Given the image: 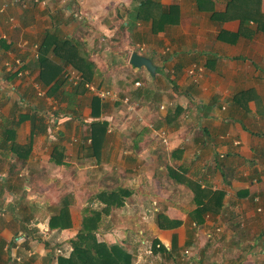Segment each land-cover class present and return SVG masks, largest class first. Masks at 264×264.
Listing matches in <instances>:
<instances>
[{
    "label": "crops",
    "instance_id": "0c3cea01",
    "mask_svg": "<svg viewBox=\"0 0 264 264\" xmlns=\"http://www.w3.org/2000/svg\"><path fill=\"white\" fill-rule=\"evenodd\" d=\"M229 1L0 0V264H57L92 211L125 250L140 217L157 264H264V0Z\"/></svg>",
    "mask_w": 264,
    "mask_h": 264
},
{
    "label": "trees",
    "instance_id": "16d2710c",
    "mask_svg": "<svg viewBox=\"0 0 264 264\" xmlns=\"http://www.w3.org/2000/svg\"><path fill=\"white\" fill-rule=\"evenodd\" d=\"M228 5L238 6L241 4L239 3V0H230ZM65 61L71 64L75 69L80 70L79 72L83 71L76 65L74 58L68 57V59H65ZM85 76L86 75L83 72V74H81V86L89 81V79ZM32 121V130L34 132L36 128H38L39 132L45 129L44 124L41 127L34 125V117L32 118ZM9 138L7 137V140ZM130 194V191L127 190V192L120 191L106 195V199L103 200L105 206L102 209V212L107 213L112 207H122L124 205V198L126 195L129 197ZM208 210H210L208 206H203L201 209L202 212H206ZM62 213L50 219V228H63L66 226H64L66 216L64 213ZM100 222L101 213L98 211H92L89 215L85 216L83 219L82 230L77 234L75 239L70 241L72 247L71 253L68 257L59 256L57 258V264H133L132 256L124 248L117 244L108 245V243L106 244L105 242H102L98 239L99 237L96 236V230L98 229ZM150 249L155 254L163 251L166 253L165 249L159 244L157 240H152L150 242Z\"/></svg>",
    "mask_w": 264,
    "mask_h": 264
},
{
    "label": "rangeland",
    "instance_id": "374dc122",
    "mask_svg": "<svg viewBox=\"0 0 264 264\" xmlns=\"http://www.w3.org/2000/svg\"><path fill=\"white\" fill-rule=\"evenodd\" d=\"M252 0H248V3H250ZM255 2V8H249V9H259L258 8V1L257 0H253ZM246 5V3H245ZM261 6V3H260ZM257 7V8H256ZM157 186L154 184V182H149V184L147 185V192L149 191V195H154L156 194V191L154 192L155 188ZM140 190V189H139ZM142 195H147V194H143ZM140 192H137L136 196L137 199L135 198V201L128 200L127 203H131L132 205L135 206V204L139 205L141 204L140 201H138L139 195H141ZM149 198V197H148ZM150 202V201H149ZM148 202L146 209L147 210H151V206L150 203ZM132 216V215H131ZM132 221L130 220V217H127V235L122 234V233H117L116 235L117 240H127V252L132 256V261L134 260H138L139 262L137 264H157V255L155 253H153L150 249V242L152 241V237H150V234H147V230L146 227L145 231L147 232H140V228L139 227H135L138 223H139V219L140 217H131ZM119 219V221L121 222L122 218L119 217H113L112 221H116V224L118 223L117 220ZM150 220V218L148 219ZM143 224V223H142ZM146 224V223H144ZM143 224V225H144ZM142 225V226H143ZM131 228V230H130ZM115 235V236H116ZM116 238V237H115ZM109 240H112L113 237L108 236Z\"/></svg>",
    "mask_w": 264,
    "mask_h": 264
},
{
    "label": "built area",
    "instance_id": "2783aa9c",
    "mask_svg": "<svg viewBox=\"0 0 264 264\" xmlns=\"http://www.w3.org/2000/svg\"><path fill=\"white\" fill-rule=\"evenodd\" d=\"M14 2H18V0H13ZM64 79L66 80V82L72 86H77L80 83V76L77 75L76 73L73 72H69L66 71L64 74ZM84 87L87 90H90L92 93H94L96 96L100 97V98H105L107 96H109V92H105L102 91L100 89H96L93 85H91L90 83H85ZM125 101H127V99H125ZM163 142H165L164 137H162ZM17 240H15V242L17 244H22L24 242V237L22 235L18 236L16 238ZM184 253L187 255L189 253V251L185 250Z\"/></svg>",
    "mask_w": 264,
    "mask_h": 264
},
{
    "label": "water",
    "instance_id": "95a60500",
    "mask_svg": "<svg viewBox=\"0 0 264 264\" xmlns=\"http://www.w3.org/2000/svg\"><path fill=\"white\" fill-rule=\"evenodd\" d=\"M129 63L136 68H145L148 72H150L152 75L155 73V66L152 64L151 60L140 56L136 53H133L130 57Z\"/></svg>",
    "mask_w": 264,
    "mask_h": 264
}]
</instances>
